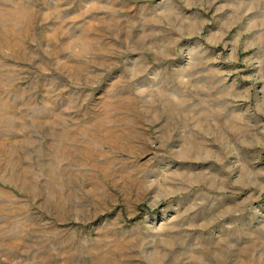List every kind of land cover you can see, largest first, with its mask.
<instances>
[{"label":"rangeland","instance_id":"rangeland-1","mask_svg":"<svg viewBox=\"0 0 264 264\" xmlns=\"http://www.w3.org/2000/svg\"><path fill=\"white\" fill-rule=\"evenodd\" d=\"M0 264H264V0H0Z\"/></svg>","mask_w":264,"mask_h":264}]
</instances>
